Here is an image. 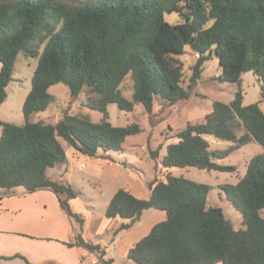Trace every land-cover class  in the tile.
Masks as SVG:
<instances>
[{"label": "trees", "instance_id": "obj_1", "mask_svg": "<svg viewBox=\"0 0 264 264\" xmlns=\"http://www.w3.org/2000/svg\"><path fill=\"white\" fill-rule=\"evenodd\" d=\"M172 12L182 20H166ZM187 49L200 57L185 88L180 56ZM20 53L37 57L38 64L23 105L24 123L0 119V188L53 191L61 209L80 226L75 240L66 244L97 252L98 264L116 263L100 243L84 239L85 217L70 204L78 191L52 179L48 170L69 162L67 146L88 157L122 151L127 137L142 128L137 122L114 125L109 104L126 111L142 104L151 112L158 96L170 102L187 99L216 54L220 79L238 84L234 98L215 101L203 120L188 122L157 165L234 172L236 165L219 160L251 142L260 144L263 151L250 159L244 176L222 185L241 212L243 227L235 228L222 207L208 205L210 184L171 174L166 181L148 182V198L119 188L105 215L137 222L147 209L165 211L166 218L128 250L135 264H264V0H0V105ZM248 71L260 81L261 100L245 105L242 75ZM129 75L130 99L122 88ZM57 83L74 98L86 90L87 105L101 118L95 121L79 111L65 112L57 123L32 120L55 101L50 88ZM207 135L232 144L211 149ZM150 152L158 159V149Z\"/></svg>", "mask_w": 264, "mask_h": 264}, {"label": "rangeland", "instance_id": "obj_2", "mask_svg": "<svg viewBox=\"0 0 264 264\" xmlns=\"http://www.w3.org/2000/svg\"><path fill=\"white\" fill-rule=\"evenodd\" d=\"M67 1L79 2L81 0ZM165 18L171 23L182 20L177 12L166 13ZM180 58L184 61L182 84L187 88L192 66L199 57L194 51L187 49V52ZM37 64V57H27L22 53L18 55L13 79L7 88V99L0 105V119L16 124L24 123L23 105L31 90L32 76ZM222 71L220 58L213 54L204 65L202 77L192 89L189 98L170 102L158 96L154 100L151 112H147L142 104H137L133 111L121 110L116 103L109 104L110 120L114 125L125 126L137 122L142 131L127 137L122 151H100L96 157L85 156L73 147L67 146L69 162L48 170V175L52 179L69 182L78 191L76 201L70 204L84 217L87 214L90 216L82 232L83 236L105 247L106 256L114 258L116 264H135L127 258L130 247L148 235L155 224L166 218L165 211L153 208L145 210L141 220L137 222L119 217L107 218L105 211L108 200H111L119 188H125L139 198H148L150 195L148 182L153 179L166 181L168 174L207 183L212 186L208 196V205L222 207L235 228L243 227L242 214L227 199L222 185L235 184L244 176L250 159L263 151L260 144L251 142L219 160L220 163L236 165L234 172L207 170L194 166L170 167V172H167L157 165L158 160L166 154L168 144L178 140L175 137L176 133L188 122L203 120L204 116L212 111L215 101L230 102L234 98L238 84L234 81L220 79ZM122 88L123 94L130 99L133 93L131 75L123 82ZM242 88L245 105L261 100L260 81L252 71L242 75ZM50 92L55 96V101L46 110L35 112L31 117L32 120L57 123L65 112L77 113L79 111L89 113L95 121L101 118L98 110L87 105L86 90L82 91L78 98H74L66 85L57 83L51 86ZM260 103L264 110V101ZM205 137L210 142L211 149H226L232 144L231 141L212 135ZM157 149L159 156L154 160L150 151ZM78 154L81 157L75 158ZM52 213L54 212L51 208L45 213L39 205L37 217L42 223L48 221ZM62 213L71 219L76 234V231L80 229L79 223L63 210ZM261 214L264 216V209L261 210ZM131 223L133 224L130 227H123ZM85 249L87 252H92ZM98 259L100 260L99 254L93 252L87 257L86 263L96 264Z\"/></svg>", "mask_w": 264, "mask_h": 264}, {"label": "crops", "instance_id": "obj_3", "mask_svg": "<svg viewBox=\"0 0 264 264\" xmlns=\"http://www.w3.org/2000/svg\"><path fill=\"white\" fill-rule=\"evenodd\" d=\"M80 157L79 154L75 156ZM164 169L170 172L169 168ZM75 201L76 198H72L70 203ZM39 205L45 213L49 208L54 212L48 221H39ZM88 218L90 216L85 215L84 228ZM83 237L87 240L86 236ZM74 240V225L62 213L55 193L46 189L28 192L24 187L0 188V264H49L50 261L87 264V257L93 252H87L82 246L66 244Z\"/></svg>", "mask_w": 264, "mask_h": 264}, {"label": "water", "instance_id": "obj_4", "mask_svg": "<svg viewBox=\"0 0 264 264\" xmlns=\"http://www.w3.org/2000/svg\"><path fill=\"white\" fill-rule=\"evenodd\" d=\"M132 224H133V223H131L130 225L123 226V227L128 228V227H130Z\"/></svg>", "mask_w": 264, "mask_h": 264}, {"label": "built area", "instance_id": "obj_5", "mask_svg": "<svg viewBox=\"0 0 264 264\" xmlns=\"http://www.w3.org/2000/svg\"><path fill=\"white\" fill-rule=\"evenodd\" d=\"M195 55H196L197 57H200V54H199V53H195Z\"/></svg>", "mask_w": 264, "mask_h": 264}]
</instances>
